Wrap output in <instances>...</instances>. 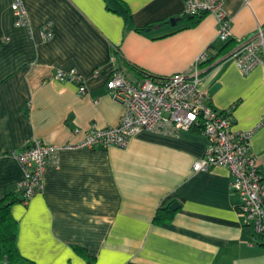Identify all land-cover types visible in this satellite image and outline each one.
Wrapping results in <instances>:
<instances>
[{
  "label": "crops",
  "instance_id": "crops-1",
  "mask_svg": "<svg viewBox=\"0 0 264 264\" xmlns=\"http://www.w3.org/2000/svg\"><path fill=\"white\" fill-rule=\"evenodd\" d=\"M12 2L0 0V202L18 200L11 212L23 263L264 264V242L238 211L230 170L194 171L210 144L201 128L143 131L123 148L62 149L28 204L13 156L34 139L63 148L82 143L92 124L117 125L124 107L107 87L116 69L138 84L188 72L206 54L201 89L231 113L235 130L253 132L264 176V64L244 75L226 55L264 26V0H225L227 42L213 15L182 18L188 0H23L32 33L15 26ZM48 22L51 40L42 35ZM71 70L86 94L57 79ZM174 202L173 219L156 224L159 209Z\"/></svg>",
  "mask_w": 264,
  "mask_h": 264
},
{
  "label": "built area",
  "instance_id": "built-area-1",
  "mask_svg": "<svg viewBox=\"0 0 264 264\" xmlns=\"http://www.w3.org/2000/svg\"><path fill=\"white\" fill-rule=\"evenodd\" d=\"M224 5L225 0H188L184 15H213L217 20L218 37L227 42L232 37V23ZM12 10L15 26L28 28L32 33L23 0H13ZM42 35L45 40L54 37L52 22L46 24ZM238 42L230 58L244 75H249L264 64V26ZM206 60L207 55L203 54L188 72L167 77L149 76L138 84L116 69L107 87L113 99L124 107L117 125L102 128L92 124L84 141L78 145L60 148L34 139L24 149L13 152L25 171V178L19 184L22 202L28 204L43 192L45 171L48 166L58 164V152L62 149L123 148L143 131L176 135L201 128L210 144L205 157L194 164V171L217 167L230 170L231 189L239 196L238 211L264 242V176L250 148L253 132L235 130L231 113L219 111L204 95L201 64ZM56 77L78 86L80 94L87 93L84 78L77 70L59 71Z\"/></svg>",
  "mask_w": 264,
  "mask_h": 264
},
{
  "label": "trees",
  "instance_id": "trees-1",
  "mask_svg": "<svg viewBox=\"0 0 264 264\" xmlns=\"http://www.w3.org/2000/svg\"><path fill=\"white\" fill-rule=\"evenodd\" d=\"M204 16V15H202ZM202 16L193 17L194 19L200 18ZM182 18H189V16L183 15ZM196 22L192 20V24ZM146 28H138V30H145ZM240 43L236 42L235 46L226 53L228 57L232 55L235 48L238 47ZM231 43H229V47ZM221 50V53L223 51ZM211 62L207 59L201 64L202 68L207 67ZM149 77V76H147ZM18 200L14 196H8L6 199L0 202V264H27L23 263V258L17 247L18 238V221L13 217L11 208ZM176 211L171 209V205L162 207L156 214L155 223L163 224L169 222L173 219Z\"/></svg>",
  "mask_w": 264,
  "mask_h": 264
},
{
  "label": "water",
  "instance_id": "water-1",
  "mask_svg": "<svg viewBox=\"0 0 264 264\" xmlns=\"http://www.w3.org/2000/svg\"><path fill=\"white\" fill-rule=\"evenodd\" d=\"M189 18H193V17H189ZM182 20V18H173L172 20H171V23L173 24V25H176L178 22H180ZM179 207H180V204L178 203V202H174L172 205H171V209L173 210V211H177L178 209H179Z\"/></svg>",
  "mask_w": 264,
  "mask_h": 264
}]
</instances>
